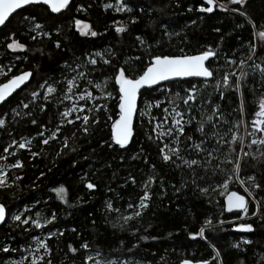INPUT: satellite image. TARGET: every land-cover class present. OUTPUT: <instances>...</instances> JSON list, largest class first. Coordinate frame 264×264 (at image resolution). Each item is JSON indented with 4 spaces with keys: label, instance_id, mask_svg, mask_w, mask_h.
Instances as JSON below:
<instances>
[{
    "label": "trees",
    "instance_id": "obj_1",
    "mask_svg": "<svg viewBox=\"0 0 264 264\" xmlns=\"http://www.w3.org/2000/svg\"><path fill=\"white\" fill-rule=\"evenodd\" d=\"M108 1L114 2L115 0H73L71 9L64 11L63 15L50 14L40 6H30L22 13L19 10L0 28V62L3 64L10 62L9 66L14 67L13 74L30 68L35 70L34 65L39 64L41 73L51 75V70L55 69L57 63L61 61V54L56 52L52 42L46 37L42 38V42L41 40L33 42L27 39L26 26L21 24L23 15H36L41 22L60 25L63 31L59 37L54 36L53 39L67 36L76 42L77 55L80 54V51H99L114 46L121 62L130 57L139 56L141 53H145L143 60L146 62L148 54L145 49L136 46L134 37L143 31H148L159 40L160 32L154 26L163 21L168 25L169 33H180V36L164 37V47L162 48L153 41L156 54H180V48H183L186 54H195L207 45H212L215 49L216 45L220 44V60L212 62L213 68L218 66L221 69L216 79H220L224 71H231L222 62L224 53L244 58L247 55L246 49L250 41L258 44V56L255 63L260 64L264 61V44H260L253 36L254 30L250 23V21H255L257 26L264 25V0H248L246 7H241L242 11L247 12V19L231 11H221L219 8L213 13L196 11L203 0H142L141 7L147 9L150 6L155 11L137 13L140 15V22L132 26L131 36L115 33L113 20L127 22L128 14L105 9L104 4ZM217 3H223L229 8L237 7L235 4H230L229 0H217ZM81 6L85 10L78 11ZM190 6L193 8L191 12L188 11ZM73 19L85 21L93 26V30L103 35L96 38L80 37L71 27ZM192 21L195 23L193 24ZM216 28H219L220 32L214 31ZM13 31L17 32V38L26 43L30 51H19L15 54L10 50L6 52L5 38ZM181 37H186V40L182 41ZM221 37L224 39L221 40ZM42 46L45 52H52L51 57L41 58L31 51ZM13 55L21 57L27 55L28 59L17 61ZM140 66L134 65L136 68ZM245 71L249 73V79L244 94L243 117H240V97L237 94L229 95V89H224L225 98L223 100H220L214 88L215 81H212L206 89H201V92L206 99L215 97V103L224 107L227 117L233 122L238 118L246 120L247 131H250L251 121L258 109L259 98L264 95V86L260 83L261 77L258 72L253 74L252 69L247 66H245ZM107 74L111 76L110 69L107 70ZM37 75L39 76V73ZM2 82H4V77L0 76V83ZM191 82L197 83V79H191ZM178 83H165V87H171L173 93L180 92V87H188V84L178 87ZM32 87L34 85H30L28 91ZM108 90L113 92L114 98L106 101L101 100L100 103H106L109 112L107 114L100 113L101 124L92 129L94 134L88 137L80 136L74 142L70 141L69 148H77L76 153L65 150V154L57 156L59 141L45 146L39 143V138L33 140L30 150L41 152L42 154L38 157L32 158L27 149L17 148L14 150L17 153L16 158L22 160L25 166L23 169H8L9 187L0 188V203L5 205L7 215L13 210L28 208L30 211L26 213L27 215L35 217V213L38 212L41 218H45L50 217L51 212L54 211L57 219L44 229H30L28 233H25L23 227L17 228V222H9L7 217L5 223L0 226V248L10 245L18 251L19 247L25 244L31 236L42 230L45 233L48 231L56 233L51 239H46L52 249L51 260L54 264H85L86 249L81 247L85 242L90 245L89 250L99 251L102 255L111 257L132 258L137 260L138 264H178L185 258L207 259L209 264H212V257L215 255L212 245H215L222 253H227L224 257V264H240L241 260L244 261V264H264V223H261L257 217L251 216V212L255 211V205L250 204L249 215L236 220L234 217L238 213L236 211L229 213L224 208L223 200L227 192L224 189L216 188V185L223 183L226 178L223 173H220L218 178L213 176L215 169L207 174V182L201 184V187L211 185L216 190L210 195H204L195 186H192L191 190L183 189V184H191L194 177L190 173L172 168L162 161L159 149L168 141L157 142L155 135L151 132L152 124L144 116H141L140 110L145 101H160L162 107L152 108L150 111V115L159 117L162 114V109L171 104L168 101H175L179 105L180 98L175 95H166L159 89H142L133 125L134 134L125 150L120 149L117 145L108 148L102 143V141H111L112 121L107 119V115L112 114L115 119L119 111L118 96L112 81H109ZM181 96H183L182 92ZM13 106H15L14 103ZM55 107L54 104L47 115L42 114L41 116L43 121L49 123L50 128L55 127L58 123V118L53 115ZM197 107L199 108V105ZM74 130L75 128L69 125L64 127L62 132L63 135L70 136ZM36 131L34 126H24L21 129V135L35 136ZM245 131V126L242 125L238 135L247 137ZM186 134L194 138L199 135L194 132L193 126L186 128ZM150 135H153L151 140L149 139ZM251 139L253 138L245 139V145ZM8 143H10L8 136L0 132V144L7 146ZM141 150L143 156L133 159L132 157L140 153ZM245 150L257 156L259 152H264V148L259 145L253 148L246 147ZM237 151H239L238 145ZM226 152L227 149H224V152L218 154L217 162L221 168L228 171L232 165L224 163ZM2 154L3 152L0 151V155ZM83 157H88V159L84 160ZM143 157L148 158L147 164ZM231 158L229 157V159ZM74 160L76 161L75 167L73 166ZM8 162L14 163L12 157L8 158ZM152 164L156 165L155 173L151 172L150 165ZM260 164L259 160L248 159L247 163L243 165L240 179L246 181L247 176L252 174L253 165L257 172L264 171ZM41 172H44L45 175L40 176ZM149 174L163 178L164 190L160 188L158 181L152 189L151 211L142 218L133 219L124 224V221L119 217L132 214L133 210L128 209L127 204L135 202L142 195L143 190L140 184ZM129 175L136 177L137 184L135 186L131 183L125 184V179ZM199 175L203 178L205 173L201 171ZM16 176H20L22 179L12 183ZM88 182L97 183V188L92 190L91 194L85 187ZM59 185L66 187L68 203L61 201L52 191ZM172 185L182 188L181 193H176ZM243 187H248L247 183L241 186L240 183L233 180L229 183L227 191L236 190L248 198ZM109 188L112 191H109ZM253 194L257 199L264 198V192H260L258 195ZM109 199L113 201L114 207L120 209V212L110 214L108 216L110 222L106 223L104 205ZM206 217L212 218L213 223L219 219L228 223L223 226L217 225L213 232H206L207 240L199 237L190 238L189 233L198 231ZM93 220L96 221L95 225L92 223ZM112 223L117 224L115 229L111 227ZM235 223H252L256 231L248 233L237 230L233 227ZM120 225L124 226L120 227ZM73 228L75 231H72ZM134 229H139V231L133 234ZM61 231L63 235L58 234ZM141 236H148L149 239L142 240ZM241 236L252 240L253 244L251 246L243 245L240 241ZM151 237H156V239ZM237 242L241 243L239 250L232 248V245ZM68 245L77 248L78 251L75 255L69 252ZM10 255L12 252L6 254L0 251V264L5 257Z\"/></svg>",
    "mask_w": 264,
    "mask_h": 264
},
{
    "label": "snow or ice",
    "instance_id": "obj_2",
    "mask_svg": "<svg viewBox=\"0 0 264 264\" xmlns=\"http://www.w3.org/2000/svg\"><path fill=\"white\" fill-rule=\"evenodd\" d=\"M73 0H0V26L5 25L9 17L21 10V13L30 6L44 7L46 12L63 15L64 11L70 10ZM142 0H115V3H105V9H113L116 13L128 14L127 22L113 20L114 31L117 34H124L131 36L132 26L140 22V15L137 13H144L145 11L152 13L155 10L152 7H141ZM230 4H235L237 7L229 8L223 3H217V0H203L196 11L201 13H213L217 8L221 11L238 14L239 16L248 18V14L241 10V7H246L248 0H229ZM46 6V7H45ZM85 10L81 6L78 11ZM193 8L190 6L188 11L191 12ZM194 24L195 21H192ZM253 28V36L260 44H264V25L257 26L255 21H250ZM21 24L26 26L27 39L35 42L46 37L52 42L54 49L58 54H61V61L57 63L55 69L51 70V75L40 72V65H34L28 70L19 71L18 74H13L14 67L5 65L0 62V75L4 77V82L0 83V132L5 133L10 139L7 146L0 144V151L7 155H0V160L6 161L8 157H12L14 163L0 166V188L9 187V174L6 169H23L24 162L17 159V153L11 151L15 146L20 150H31L33 140L39 138V143L45 146L52 142L59 141V151L57 156L65 154V150L72 153L78 151L77 148H69L70 141L74 142L80 136L88 137L93 133L92 129L101 124L100 113H108L107 104L99 103L100 100L113 99V92L108 90L109 81L113 82V86L118 96V114L113 119L112 114L107 115V119L111 123V141H102L108 148L113 145L119 146L120 149H125L130 144L134 134L133 122L134 117L138 111V99L144 90H161L166 95H175L180 98V104L177 105L175 101H168L173 106L169 109L163 108L165 115L162 119L157 120L153 124L151 132L155 135L157 142L167 140L163 147L159 149L162 161L170 165L172 168L180 169L190 173L192 177L191 184L184 183L183 189L191 190L192 186L204 195H210L216 189L211 185L208 187H201V184L207 182V174L213 172L214 178H218L220 173L226 177L223 183H218L216 188L224 189L226 194L225 210L229 213H238L234 219H242L243 216L249 215L250 204L255 205V211L251 212V216L257 217L261 223H264V198L257 199L260 192H264V171L257 172L255 165L252 166V174L247 176L246 181L240 179V173L243 170V165L247 163L248 159L259 160L260 167L264 169V152H259V155H254L252 152L246 151L245 148H253L259 145L264 148V95L259 98L258 110L254 113V119L251 121V131L247 132V137L238 135L240 127L245 126L247 131V121L238 118L233 122L227 117L225 109L222 105L215 103V97L206 99L201 89H206L212 81H215L214 88L217 91L220 100L225 98L224 89H229V95L237 94L240 97V117L244 115V94L247 88L249 73L245 71V66L252 69V73H259L261 77V85L264 86V61L260 64L255 63L258 56V44L249 42L247 46V55L244 58H237L229 53H224L223 63L226 64L231 71H224L220 79H216L217 74L221 69L217 66L212 67L213 61H219L221 57V45L217 44L215 49L212 45H207L202 50L195 54H186L183 48L179 49L180 54H156V49L153 41L162 48L164 47L163 38L171 36H180V33H169L168 25L163 21L158 22L154 27L160 32V39L157 40L155 35L148 31H143L135 35L134 43L137 47L145 49L148 54V60L145 62L141 53L139 56L130 57L121 62V58L114 46H110L104 50L99 51H80L77 55L76 42L69 39L67 36L53 39L54 36H60L63 29L58 24L49 25L47 22H41L36 15H23ZM71 27L79 34L80 37L96 38L102 33L93 30V26L81 19H73ZM220 32L219 28L214 29ZM182 41L186 37H181ZM224 38L221 37V40ZM10 41V42H9ZM6 52H28L30 51L28 45L21 42L17 38V32H11L5 38ZM33 54H38L41 58L45 56L51 57L52 52H45L44 47L31 50ZM66 57V58H65ZM27 60L28 56H16V60ZM134 65H141L139 68ZM111 70V76L107 74V70ZM238 70V71H237ZM39 73V76L37 75ZM190 78H197V83H192ZM177 84L180 87L183 84H188L187 88L180 87V92L173 93L171 87H165V83ZM34 85L30 91L29 86ZM100 95H95V92ZM181 92L183 96H181ZM23 93V95H21ZM65 102H68L67 104ZM83 102V103H78ZM92 102V103H89ZM13 103L15 106H13ZM56 105L54 116L58 118V123L55 127L49 126V123L42 120L41 116L47 115L52 110L53 105ZM199 105V108L197 107ZM161 102H149L146 105V111L152 108H161ZM61 109H63L61 111ZM207 109V111H205ZM143 115V113H142ZM11 117V119H9ZM155 119V118H153ZM79 122V123H77ZM73 126L74 131L70 136L63 135L62 129L66 126ZM24 126H34L37 131L35 136L29 134L27 138L21 135V129ZM188 126L194 127V132L199 133L198 136H187L186 128ZM79 134V135H78ZM256 136V139H251L245 145V139ZM187 137V138H185ZM230 137V138H229ZM153 139V135L149 136ZM237 145L239 151H237ZM224 163L231 164L232 168L228 171L220 167L217 162L218 154L224 152ZM31 157L35 158L42 153L37 151H30ZM143 156V151L135 154L132 158ZM229 157H232L229 159ZM87 160L88 157H83ZM123 159V157H121ZM144 162L148 163V158L143 157ZM211 165V167H210ZM73 166H76V161H73ZM110 167V165H109ZM152 173H155L156 165H150ZM203 171L205 176L200 177V172ZM45 173L41 172L40 176ZM22 177L16 176L12 183L20 181ZM235 180L244 186L246 183L248 187L244 188L247 194L241 195L236 191H227L229 183ZM159 181V186L164 190L163 178L154 174L147 175L140 184L143 192L135 202L127 204L128 209H132L131 215L120 216L119 219L127 224L133 219L142 218L151 211L153 200V186ZM131 183L133 186L137 184L135 176L129 175L125 179V184ZM86 189L91 194L92 190L97 188L96 182H88L85 185ZM176 193H181L182 188L172 185ZM112 191L111 188L108 189ZM57 194L58 198L64 203H68L66 199L67 189L63 185H59L52 189ZM163 194V191H162ZM211 202V201H209ZM39 203V201H37ZM105 222L109 223L108 216L112 213H119L120 209L114 207V203L109 199L105 205ZM30 209L25 208L22 213L11 216V220L17 222V228L23 227L25 233L30 229H44L57 219L56 213L53 211L50 217L41 218L40 213H35V217L27 215ZM242 214V215H241ZM91 215V213H90ZM6 221V207L0 203V224ZM93 225L96 221H92ZM228 223L225 220L219 219L213 223V219L206 217L203 224L198 231L189 233L190 238L197 237L207 240L206 232H213L217 225L223 226ZM27 226V227H25ZM124 225H120L123 227ZM111 227L115 229L116 223H112ZM151 227V225H149ZM233 227L248 233L256 231L252 223H235ZM75 231V228L72 229ZM139 229H134L133 234ZM63 235V232H59ZM48 239H51L53 233L48 231ZM156 239V237H151ZM31 240L35 242V252L31 251L32 245L28 244L24 249L28 252V256L22 255V264L24 260H30V264H52L51 256L52 249L47 240L38 236H31ZM140 239L147 240L148 236H141ZM121 243H123L121 241ZM243 245L251 246L252 240L244 239ZM83 249H88L90 245L85 242L81 245ZM215 255L212 257V264H224V257L227 253H222L215 245L211 246ZM233 249H241V243L237 242L232 245ZM69 252L75 255L77 248L68 245ZM43 250L45 255L38 254ZM0 251L8 254L17 249L10 245H5L0 248ZM101 252H96V257H100ZM87 261L92 264H104L101 259H96L89 255L86 257ZM12 264H18L13 261ZM106 264H125L119 260H109ZM180 264H209L207 259H182ZM240 264H244L241 260Z\"/></svg>",
    "mask_w": 264,
    "mask_h": 264
},
{
    "label": "rangeland",
    "instance_id": "obj_3",
    "mask_svg": "<svg viewBox=\"0 0 264 264\" xmlns=\"http://www.w3.org/2000/svg\"><path fill=\"white\" fill-rule=\"evenodd\" d=\"M109 2H111V1H108L107 3H109ZM111 3H115V1H114V2H111ZM17 52H19V51H17ZM15 53H16V52H14L13 54H15ZM13 56H15V55H13ZM15 59H16V56H15ZM9 63H10V62H7V63H5V65H9ZM0 76H2V75H0ZM94 94H95V95H100V93H99L98 91L95 92ZM100 101H101V100H100ZM100 101H99V103H100ZM65 103L67 104L68 102H65ZM78 103H83V102H78ZM89 103H92V102H89ZM148 103H149V101H145V102H143L142 107H141V110H140V114H141V116H144L148 121L152 120V121H153V124H154L157 120L162 119V117L165 115V113L163 112V109H162V114H161V116L157 117V116H152V114L150 115V111H151V109L148 110V111H146V105H147ZM151 103H155V102H151ZM172 106H173V105L168 104V105H166L165 107H167V108L170 109ZM62 110H63V109H61V111H62ZM142 113H143V115H142ZM153 118H155V119H153ZM153 124H152V126H153ZM250 128H251V125H250ZM250 131H251V129H250ZM250 131H245V134L247 135V132H250ZM23 137H24V138H27L28 136H23ZM251 138L256 139L257 137H256V136H252ZM15 149H17V148L14 146V147L12 148V151H14ZM2 155H7V154L3 153ZM9 157H10V156H9ZM9 157H8V158H9ZM7 164H10V162H8V160H6V161L0 160V166H4V165H7ZM6 170H8V169H6ZM244 188H245V187H243V189H244ZM24 209H25V208H21L20 210L17 209V210H13L12 212H10V214L8 215V220H9V222H15V221H12V220H11V216H12V215H15V214L22 213V212L24 211ZM53 233H54V232H53ZM34 236H38V237H40V238H42V239H45V240L48 238L47 233L43 232L42 230H40L39 233L36 234V235H34ZM244 239H245V238H244L243 236L240 237V241H243ZM28 244H31V245H32V249H31V251L35 252V242L29 238V240H28L25 244H23V245H21V246L19 247V250H18V251H13V252H12V255H10V256H8V257H5V258L3 259V261H2L1 264H12L13 261H17L18 264H19V262L22 261V255H24V256H28V252H26V251L24 250V249L27 247ZM38 254H40V255H45V253L43 252V250H40ZM89 255L93 256V257L96 258V259H101L102 262H104V263H106V262L109 261V260H112V261L119 260V261H123V262H125V264H138V263H139L137 260H134V259H132V258L111 257V256L102 255V254H101L100 257H96V252H94V251H92V250H89V249H86V251H85V256H84V263H85V264H92L91 261H87V260H86V257L89 256ZM32 258H33V257L30 256V257H29V260H24V261L22 262V264H30V260H31ZM40 264H43V262H40ZM52 264H54L53 261H52Z\"/></svg>",
    "mask_w": 264,
    "mask_h": 264
},
{
    "label": "water",
    "instance_id": "obj_4",
    "mask_svg": "<svg viewBox=\"0 0 264 264\" xmlns=\"http://www.w3.org/2000/svg\"><path fill=\"white\" fill-rule=\"evenodd\" d=\"M19 10H17V12H18ZM15 14V13H14ZM52 14H56V13H52ZM13 15V14H12ZM11 15V16H12ZM10 16V17H11ZM9 17V18H10ZM7 22V21H6ZM5 22V23H6ZM3 26V25H2ZM2 26H0V28L2 27ZM190 79H197V78H190ZM3 83V82H2ZM138 103H139V99H138ZM137 114V113H136ZM135 118H136V116L134 117V122H135ZM134 122H133V125H134ZM231 191H236V190H231ZM236 192H238L239 194H241V195H244V194H242V193H240L239 191H236ZM227 194V193H226ZM226 194H225V196H224V200H223V203H224V208H225V203H226ZM247 199V198H246ZM235 211V210H234ZM7 217H8V215H7V210H6V220H7ZM4 224V223H3ZM3 224H0V226H2ZM178 264H180V262L178 263Z\"/></svg>",
    "mask_w": 264,
    "mask_h": 264
},
{
    "label": "built area",
    "instance_id": "obj_5",
    "mask_svg": "<svg viewBox=\"0 0 264 264\" xmlns=\"http://www.w3.org/2000/svg\"><path fill=\"white\" fill-rule=\"evenodd\" d=\"M257 110H258V109H257ZM254 118H255V117H254ZM254 118H253V119H254ZM250 125H251V124H250Z\"/></svg>",
    "mask_w": 264,
    "mask_h": 264
},
{
    "label": "flooded vegetation",
    "instance_id": "obj_6",
    "mask_svg": "<svg viewBox=\"0 0 264 264\" xmlns=\"http://www.w3.org/2000/svg\"><path fill=\"white\" fill-rule=\"evenodd\" d=\"M18 74V73H17Z\"/></svg>",
    "mask_w": 264,
    "mask_h": 264
}]
</instances>
